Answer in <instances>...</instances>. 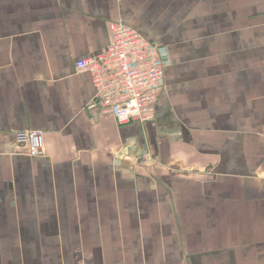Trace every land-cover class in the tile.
Instances as JSON below:
<instances>
[{"label": "crops", "instance_id": "crops-1", "mask_svg": "<svg viewBox=\"0 0 264 264\" xmlns=\"http://www.w3.org/2000/svg\"><path fill=\"white\" fill-rule=\"evenodd\" d=\"M119 20L165 54L150 122L87 109ZM0 264H264V0H0Z\"/></svg>", "mask_w": 264, "mask_h": 264}, {"label": "built area", "instance_id": "built-area-1", "mask_svg": "<svg viewBox=\"0 0 264 264\" xmlns=\"http://www.w3.org/2000/svg\"><path fill=\"white\" fill-rule=\"evenodd\" d=\"M110 31L112 42L105 52L76 63L77 72L89 74L95 88L87 109L113 116L120 126L153 121L165 78V54L123 20L112 22ZM16 138L28 156L44 155L42 132L22 130Z\"/></svg>", "mask_w": 264, "mask_h": 264}]
</instances>
